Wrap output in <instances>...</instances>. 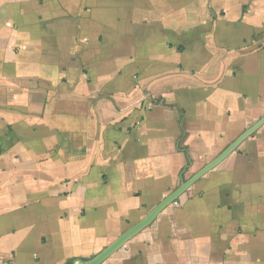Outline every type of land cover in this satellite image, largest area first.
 <instances>
[{"label":"crops","instance_id":"crops-1","mask_svg":"<svg viewBox=\"0 0 264 264\" xmlns=\"http://www.w3.org/2000/svg\"><path fill=\"white\" fill-rule=\"evenodd\" d=\"M128 233L101 264H264V0H0V264Z\"/></svg>","mask_w":264,"mask_h":264},{"label":"water","instance_id":"water-1","mask_svg":"<svg viewBox=\"0 0 264 264\" xmlns=\"http://www.w3.org/2000/svg\"><path fill=\"white\" fill-rule=\"evenodd\" d=\"M173 198V197H172ZM170 198V199H172ZM134 232H132L133 234ZM132 236L131 233L124 234L118 238L112 245L103 250L100 254L96 255L89 261L83 262V264H101L104 262L116 249H118L122 244H124L128 238Z\"/></svg>","mask_w":264,"mask_h":264}]
</instances>
